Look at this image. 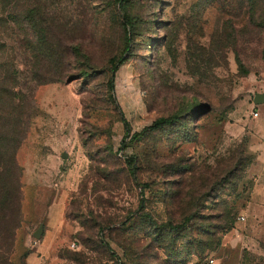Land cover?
Returning a JSON list of instances; mask_svg holds the SVG:
<instances>
[{
  "label": "rangeland",
  "instance_id": "1",
  "mask_svg": "<svg viewBox=\"0 0 264 264\" xmlns=\"http://www.w3.org/2000/svg\"><path fill=\"white\" fill-rule=\"evenodd\" d=\"M263 108L264 0H0L1 263L264 264Z\"/></svg>",
  "mask_w": 264,
  "mask_h": 264
},
{
  "label": "trees",
  "instance_id": "2",
  "mask_svg": "<svg viewBox=\"0 0 264 264\" xmlns=\"http://www.w3.org/2000/svg\"><path fill=\"white\" fill-rule=\"evenodd\" d=\"M121 1V0H119ZM124 25L126 27H132V22L131 20H127L126 19V22L124 23ZM130 46L129 44L126 46V49H125V53L129 50ZM240 65H241V62H239ZM124 64V59L121 58L119 60H116V59H113L110 61V65H111V80H110V89L113 90L114 89V79H115V75L116 73L118 72L119 68L121 67V65ZM175 122V118H165V117H161V118H158L151 126H149L148 128L144 129L143 132L141 133H136L133 135L132 137V141H135L137 140L138 138H140L146 131L148 130H159V129H162L164 127H167V126H171L173 125V123ZM128 126L126 125V128ZM130 131L129 129H127V134H129ZM129 163L131 164V160H129ZM7 170H8V164L5 162V160H3L2 156H0V198H2V200H7V196L9 195V189H10V185L3 179V176L7 173ZM4 200V201H5ZM1 211V210H0ZM189 221V220H188ZM4 226V224H3ZM206 258V257H205ZM203 260V259H202ZM1 262H4V256H1L0 255V264H2ZM199 262V261H197Z\"/></svg>",
  "mask_w": 264,
  "mask_h": 264
},
{
  "label": "crops",
  "instance_id": "3",
  "mask_svg": "<svg viewBox=\"0 0 264 264\" xmlns=\"http://www.w3.org/2000/svg\"><path fill=\"white\" fill-rule=\"evenodd\" d=\"M263 120L264 119H261L260 121H257L256 124H254L261 129L260 130L261 133L259 132L260 138H264V121ZM47 239L48 237L46 238V242H47ZM46 242H43L40 246H37L34 252L29 254V256L25 259L26 264H40L41 263L39 254H42L46 251Z\"/></svg>",
  "mask_w": 264,
  "mask_h": 264
},
{
  "label": "built area",
  "instance_id": "4",
  "mask_svg": "<svg viewBox=\"0 0 264 264\" xmlns=\"http://www.w3.org/2000/svg\"><path fill=\"white\" fill-rule=\"evenodd\" d=\"M255 118L259 117V113L256 112L254 114ZM122 156V155H121ZM244 218H241V221H244ZM195 264H219V262L217 261V259L214 256H209L204 258L203 260H200L199 262H196Z\"/></svg>",
  "mask_w": 264,
  "mask_h": 264
},
{
  "label": "water",
  "instance_id": "5",
  "mask_svg": "<svg viewBox=\"0 0 264 264\" xmlns=\"http://www.w3.org/2000/svg\"><path fill=\"white\" fill-rule=\"evenodd\" d=\"M63 158H67V154H64V155H63ZM43 234H44V226L41 225V226L39 227V229L34 233V237H35L36 239H40V238L42 237Z\"/></svg>",
  "mask_w": 264,
  "mask_h": 264
}]
</instances>
